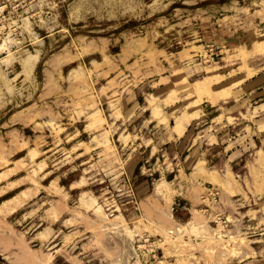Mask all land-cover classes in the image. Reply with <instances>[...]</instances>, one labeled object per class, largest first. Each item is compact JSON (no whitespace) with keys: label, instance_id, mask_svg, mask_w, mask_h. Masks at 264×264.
I'll use <instances>...</instances> for the list:
<instances>
[{"label":"rangeland","instance_id":"rangeland-1","mask_svg":"<svg viewBox=\"0 0 264 264\" xmlns=\"http://www.w3.org/2000/svg\"><path fill=\"white\" fill-rule=\"evenodd\" d=\"M8 201L0 264H264V0H0Z\"/></svg>","mask_w":264,"mask_h":264},{"label":"bare ground","instance_id":"bare-ground-1","mask_svg":"<svg viewBox=\"0 0 264 264\" xmlns=\"http://www.w3.org/2000/svg\"><path fill=\"white\" fill-rule=\"evenodd\" d=\"M28 63V62H27ZM27 65V64H26ZM85 199V198H84ZM10 201H12V200H10ZM10 201H8V202H5L2 206H0V208H2L1 209V211L3 210V212H5V211H10V209L12 208V207H10V205H9V202ZM84 203L85 204H88V205H90V204H95V201H94V199L92 198L91 200H84ZM11 210H13V208L11 209ZM191 223V222H190ZM220 224H222L221 222H220ZM191 225H193V226H195L193 223L191 224ZM222 226V225H221ZM225 236V235H224ZM218 237H219V239L220 240H222L223 241V235L221 234V233H219L218 234ZM228 240H229V238H228ZM186 244H188V243H186ZM140 246H142V245H140ZM139 248V247H138ZM133 250H134V248H133ZM234 252V254L235 255H237V253H235V250L233 251ZM241 254V253H240Z\"/></svg>","mask_w":264,"mask_h":264}]
</instances>
